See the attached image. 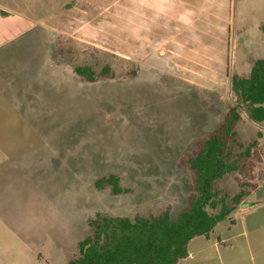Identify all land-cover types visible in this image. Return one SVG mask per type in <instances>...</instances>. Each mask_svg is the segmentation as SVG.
Masks as SVG:
<instances>
[{"label":"rangeland","instance_id":"obj_1","mask_svg":"<svg viewBox=\"0 0 264 264\" xmlns=\"http://www.w3.org/2000/svg\"><path fill=\"white\" fill-rule=\"evenodd\" d=\"M155 1L138 26L157 27L136 36L131 0H23L0 13V264H69L97 216L176 221L188 205L180 161L238 104L232 80L264 59V0ZM76 66L110 74L89 82ZM234 130L235 153L256 144L217 183L228 203L264 181V122L244 110ZM262 197L264 183L250 200ZM190 252L185 264L220 254L203 238Z\"/></svg>","mask_w":264,"mask_h":264},{"label":"trees","instance_id":"obj_2","mask_svg":"<svg viewBox=\"0 0 264 264\" xmlns=\"http://www.w3.org/2000/svg\"><path fill=\"white\" fill-rule=\"evenodd\" d=\"M74 71L89 82L110 74L108 66L99 75L89 66H76ZM231 89L238 104L230 106L215 131L198 140L192 154L180 161L192 173V181L188 186V205L177 220L171 219L168 210L158 216L134 219L97 216L89 223L91 236L78 243V254L69 264H178L189 256L191 240L209 237L237 207L252 204L247 201L250 191L244 188L228 203L220 197L217 183L226 175L237 174L256 144L253 141L245 148L239 143V153L232 146L237 142L234 125L244 110L252 122H264V59L255 62L249 77L234 78ZM105 182L112 186L113 194L122 191L115 175Z\"/></svg>","mask_w":264,"mask_h":264},{"label":"crops","instance_id":"obj_3","mask_svg":"<svg viewBox=\"0 0 264 264\" xmlns=\"http://www.w3.org/2000/svg\"><path fill=\"white\" fill-rule=\"evenodd\" d=\"M142 2L146 12H143ZM22 3L23 0H0V11L8 12L5 10L9 9L7 5L18 7ZM154 3H156L155 0H131L132 35L136 36L137 31L138 34H147L157 27L138 26V21L150 19L147 6H152ZM162 32L165 30L160 28L159 33ZM261 185L247 198L248 202L256 201L255 203L247 207H239L232 214L231 219L221 222L225 224L222 227L218 226L219 223L209 237L199 236L191 240L188 245L189 256L180 260L178 264H185L184 262L187 260L194 259L195 255L190 252V247L201 238L208 244L213 243L217 253L222 248L224 249L218 254L217 264H264V197L250 200V197L259 190Z\"/></svg>","mask_w":264,"mask_h":264}]
</instances>
